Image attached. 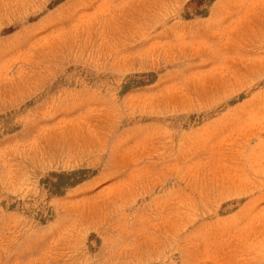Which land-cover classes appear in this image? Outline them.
<instances>
[{
  "label": "rangeland",
  "instance_id": "obj_1",
  "mask_svg": "<svg viewBox=\"0 0 264 264\" xmlns=\"http://www.w3.org/2000/svg\"><path fill=\"white\" fill-rule=\"evenodd\" d=\"M0 264H264V0H0Z\"/></svg>",
  "mask_w": 264,
  "mask_h": 264
}]
</instances>
